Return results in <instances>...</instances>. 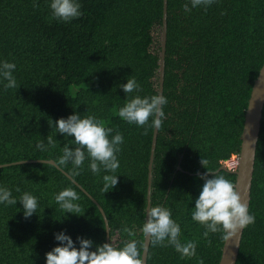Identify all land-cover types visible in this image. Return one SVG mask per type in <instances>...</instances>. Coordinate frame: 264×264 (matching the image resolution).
Listing matches in <instances>:
<instances>
[{
	"label": "trees",
	"instance_id": "1",
	"mask_svg": "<svg viewBox=\"0 0 264 264\" xmlns=\"http://www.w3.org/2000/svg\"><path fill=\"white\" fill-rule=\"evenodd\" d=\"M190 0H168L163 105L153 167L152 205L173 210L182 237L197 241V255L181 258L171 247L149 246L147 264H219L225 240L202 235L191 218L193 197L203 183L197 172L218 170L239 155L249 98L264 64V0H215L185 12ZM0 0V59L17 65L16 88L0 85V164L54 160L71 137L54 122L73 111L95 113L124 135L118 154L117 185L105 192L103 171L93 174L87 161L73 166L47 163L0 167V184L19 197L27 190L39 198L37 213L23 216V206L0 204V264H45V253L67 230L107 241L102 206L114 243L143 239L138 231L148 205V175L154 127L123 121L118 109L125 92L119 87L134 76L139 95L159 94L164 0H81L83 14L70 22L50 18L48 0ZM136 93H130L133 95ZM151 120V117L149 118ZM55 142L41 152L37 142ZM71 146V145H70ZM178 166L182 170L178 169ZM228 179L236 175L220 170ZM69 174V176H68ZM64 187L80 196L78 214L67 213L54 199ZM20 191L17 192L16 189ZM250 211L255 222L244 229L236 264H264V109L257 145ZM132 229L130 237L123 229Z\"/></svg>",
	"mask_w": 264,
	"mask_h": 264
},
{
	"label": "clouds",
	"instance_id": "2",
	"mask_svg": "<svg viewBox=\"0 0 264 264\" xmlns=\"http://www.w3.org/2000/svg\"><path fill=\"white\" fill-rule=\"evenodd\" d=\"M214 2L215 0H190L191 7L188 2L182 6L185 12H190L201 4L207 9ZM33 6H38L37 0H33ZM48 7L51 10L50 18L57 21L70 22L83 14L81 0H48ZM16 67L14 61L0 59V85L3 88L17 87L18 82L14 74ZM257 80L264 81V69L258 71ZM119 87L123 89L126 97L118 109V116L129 124L144 126L145 132L148 127L159 129L165 118L163 105L167 103L166 96L139 95L141 85L134 76H129L127 82ZM130 93L136 94L129 95ZM54 125L57 132L72 138L63 144L61 154L55 158L54 166L71 163L73 174L76 175L87 161V167L93 174L103 171L102 190L107 192L114 188L120 176L117 174L120 168L118 154L125 139L122 132L114 131L107 121L91 112L82 114L73 111L66 118L57 119ZM45 139L46 143L40 140L36 145L41 152L48 151L55 143L49 135ZM201 164L206 171L197 172L203 183L198 196L193 197L190 194L191 201L194 199L191 218L203 226L204 237L210 233H220L223 240L235 238L242 229L255 222V215L237 190L234 181L219 170L207 167L206 159L202 158ZM16 191L19 192L20 189L17 188ZM54 199L59 208L64 210L65 218H68L67 213L80 215V196L75 188L60 189L54 194ZM18 201L23 206L25 218L37 213L39 198L36 195L25 190L16 197L11 188L0 184V204L17 205ZM143 211L145 219L138 230L143 239L131 238L114 243L110 235L108 241L95 243L93 239L81 235L74 239L67 230L61 229L53 234L58 243L45 253V264H145L144 253L149 242L152 248H173L182 259L197 255V241L182 237L181 226L173 218L171 208L157 205ZM105 223L106 221H103V227ZM123 231L130 237H135L132 229L125 227ZM199 264H204L203 258L199 259Z\"/></svg>",
	"mask_w": 264,
	"mask_h": 264
},
{
	"label": "water",
	"instance_id": "3",
	"mask_svg": "<svg viewBox=\"0 0 264 264\" xmlns=\"http://www.w3.org/2000/svg\"><path fill=\"white\" fill-rule=\"evenodd\" d=\"M168 0H164V14H163V44H162V55H161V76H160V89L159 94H164V82H165V57H166V44H167V27H168ZM261 69H264V64ZM260 69V70H261ZM264 109V81H258L257 78L254 81L251 95L248 102V107L245 113L244 127L242 131V144L241 151L238 155V165L235 169H229L226 166L222 165L218 170H228L236 175L235 186L240 192L242 198L245 202L248 203L250 208L251 201V190L253 184L254 170H255V161H256V152L257 145L261 131V122L263 117ZM159 129L154 128L151 156L149 163V175H148V207L152 205V184H153V167H154V158L156 153L157 139H158ZM54 165V160L46 159H36V160H22L13 163L0 164V167L8 166L11 164H23V163H45ZM57 167V166H56ZM60 167V166H59ZM179 170H182L178 166ZM69 176V174H68ZM73 182L80 187L98 206L104 221H106V232H107V241L110 237V226L109 220L103 210L102 206L96 201V199L87 192V190L81 186L76 180L69 176ZM245 229V228H244ZM244 229L241 230L239 235L230 240H225V243L222 248V255L219 264H236L238 260V255L240 251V246L242 242V237ZM150 242L147 247V251L144 253L145 264L148 260Z\"/></svg>",
	"mask_w": 264,
	"mask_h": 264
},
{
	"label": "rangeland",
	"instance_id": "4",
	"mask_svg": "<svg viewBox=\"0 0 264 264\" xmlns=\"http://www.w3.org/2000/svg\"><path fill=\"white\" fill-rule=\"evenodd\" d=\"M236 156L232 159H229L227 161H224L223 165L226 166L229 169H235L237 168L238 163L235 160Z\"/></svg>",
	"mask_w": 264,
	"mask_h": 264
},
{
	"label": "built area",
	"instance_id": "5",
	"mask_svg": "<svg viewBox=\"0 0 264 264\" xmlns=\"http://www.w3.org/2000/svg\"><path fill=\"white\" fill-rule=\"evenodd\" d=\"M234 157H235V155H234L232 158H234ZM232 158H231V159H232ZM235 160H236V162L238 163V156H236Z\"/></svg>",
	"mask_w": 264,
	"mask_h": 264
}]
</instances>
